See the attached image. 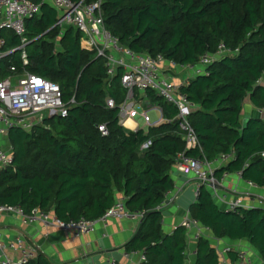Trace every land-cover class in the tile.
Segmentation results:
<instances>
[{
    "label": "trees",
    "instance_id": "trees-1",
    "mask_svg": "<svg viewBox=\"0 0 264 264\" xmlns=\"http://www.w3.org/2000/svg\"><path fill=\"white\" fill-rule=\"evenodd\" d=\"M102 10L105 26L123 46L178 64H196L225 45L227 52L208 66V73L181 86L196 105L188 119L200 146L186 147L178 108L150 89L137 90V97L158 103L164 120L135 130L124 127L119 118L128 93L124 70L110 76L104 59L83 47V33L74 25H58L59 10L45 2L26 22L29 64L22 65L18 53L2 58L0 79L12 74V60L19 72L58 83L68 115L47 117L31 130H9L4 138L12 161L0 166V206H18L25 213L39 208L63 221L97 220L122 197L130 212L143 213L123 245L125 252H142L145 264H189L186 226L165 232V211L159 209L176 185L177 154L208 161L232 154L216 167V176L241 171L244 180L264 187V119L243 118L247 99L264 108V0H102ZM1 35L6 48L20 44L12 33ZM109 98L115 107L108 106ZM189 213L216 238L249 240L264 259L263 207L226 210L202 184ZM194 251L191 264L221 262L207 234L198 237ZM228 257L236 262L237 251H229ZM25 264L55 263L38 250Z\"/></svg>",
    "mask_w": 264,
    "mask_h": 264
},
{
    "label": "built area",
    "instance_id": "built-area-1",
    "mask_svg": "<svg viewBox=\"0 0 264 264\" xmlns=\"http://www.w3.org/2000/svg\"><path fill=\"white\" fill-rule=\"evenodd\" d=\"M44 1L42 0L41 2L43 3ZM50 1L60 12L57 24L62 27L67 24L76 26L83 33V47L94 50L99 57L104 59L107 73L110 76L117 74L119 68L124 70L122 83L128 93L125 101L119 106L120 123L124 127H126V121L129 119H133L139 125L140 122L136 119L137 117H141L144 120L146 127L157 125L162 121L160 117L154 118L151 111L146 110L142 97H137V90L143 93L150 89L166 102L174 104L178 108L177 119L179 120L183 138L186 141V147L190 149L200 146L199 139L188 119L196 105L181 91V86L186 83L176 84L172 78L167 76V72L172 68L188 70L192 73L191 78L208 73V66L227 52L223 43L219 46L216 53H207L201 56L196 64H178L162 55L154 57L148 53L136 52L123 46L119 37L111 33L105 26L102 0L92 3H84L83 1L74 3L72 0ZM40 11L41 3L34 0H0V60L6 56L18 53L22 65L29 64L26 50L29 44V39L26 36V22L28 19L38 15ZM2 31L17 36L20 39V44L6 48L7 40L6 37L1 35ZM10 70L12 74L9 77L0 79L1 137H6L9 130L14 127L31 130L47 117H65L68 115V107L64 102L63 92L58 83L26 70L19 72L17 65L12 60ZM107 103L109 107L116 106L113 98H109ZM261 111L264 112V108ZM100 129L104 134H107V129L104 125L100 126ZM149 144L150 142L145 143L142 147H147ZM232 156V154H223L216 161H208L181 152L175 157V169L183 175L193 176L196 180L195 196L199 194V187L202 184L211 188L215 194V189L221 184L225 176L229 174L225 173L222 178H219L215 174V169L226 163ZM11 161V147L5 148L0 145V166H5ZM217 163L218 165H216ZM236 174L242 177L241 171ZM247 182L249 185L257 187L253 182ZM248 193L251 192L238 193L233 199L224 201L226 204L225 209L237 211L241 207L264 208V194L250 196ZM176 198L177 194L170 191L160 204L159 209L165 211ZM2 214L18 215L26 224L40 221L47 229L71 230L77 236L93 233L97 230L99 223L107 225L111 219L134 218L140 220L143 215L141 212H130L126 208L123 199H119L113 207L108 209L97 220L80 218L79 220L70 219L63 221L49 211L35 208L31 213H25L20 207L10 205L0 206V216ZM182 224L186 226L188 234L193 233L196 240L199 236L210 231L198 223L197 220L192 219L190 213ZM233 249L235 248L232 246L218 248L221 255L220 264H254L249 253L242 249H235L238 258L236 262L232 263L228 257V252ZM6 250H10L12 253L17 251L19 257L14 258L8 255L5 252ZM37 252L38 250L33 246L27 245L21 236H17L8 242H4L0 237V264H25L35 257ZM124 255L125 257L139 255L136 264H145L146 256L143 253L139 254V252L135 251L130 254L124 252ZM109 264H118V262L112 259Z\"/></svg>",
    "mask_w": 264,
    "mask_h": 264
},
{
    "label": "crops",
    "instance_id": "crops-1",
    "mask_svg": "<svg viewBox=\"0 0 264 264\" xmlns=\"http://www.w3.org/2000/svg\"><path fill=\"white\" fill-rule=\"evenodd\" d=\"M45 2L52 4L50 0H45L43 3ZM167 76L172 78L176 84L181 85L187 83L192 77V73L188 70L172 68L167 72ZM142 100L144 101V107L146 110L151 111L154 118L160 117L162 121L164 120L161 106L158 103L153 104L147 97H143ZM251 116H259L264 119V112L248 100L247 103L246 101L244 103L243 118L246 120ZM131 120L135 123V127H128V121H126V128L135 130L139 127H146V125H138L136 121ZM4 144H7L5 138L0 137V145L3 146ZM173 176L175 177L176 185L172 193L177 194V198L165 209L163 218V228L168 233L172 232L176 226L182 224L189 214L191 204L196 200L195 189L197 182L193 176L183 175L175 168ZM215 191V199L225 209L226 204L224 201L233 199L238 193L251 192L248 195L257 196L264 194V187H253L239 175L230 173L225 176ZM120 198L122 199V197ZM139 222V219L134 218L111 219L107 225L99 223L95 232L77 236L71 230L47 229L40 221L26 224L20 216L6 214L0 216V237L4 242H8L17 236H21L27 245L45 253L55 264H109L112 259H115L118 264H136L139 255L125 257L123 245L133 237ZM206 234L210 236L212 244L217 248L232 246L235 249L245 250L253 259L254 264H264L262 255L249 240L219 239L212 235L211 232ZM188 240L190 244L189 259H194V249L197 240L193 233L189 234ZM5 252L14 258L19 257L17 251L12 253V251L6 250Z\"/></svg>",
    "mask_w": 264,
    "mask_h": 264
},
{
    "label": "rangeland",
    "instance_id": "rangeland-1",
    "mask_svg": "<svg viewBox=\"0 0 264 264\" xmlns=\"http://www.w3.org/2000/svg\"><path fill=\"white\" fill-rule=\"evenodd\" d=\"M248 102V99L246 100V103ZM137 120H139V122H140V124L142 125V126H145V122H144V120L141 118V117H137L136 118ZM134 123V122H133ZM134 126H135V124H134ZM3 146H5V148H7L8 147V145L7 144H4ZM2 215H6V214H2ZM9 215V214H8ZM44 225V224H43ZM222 245V244H221ZM223 245H224V243H223ZM189 263L191 264L192 263V259H190L189 260Z\"/></svg>",
    "mask_w": 264,
    "mask_h": 264
},
{
    "label": "bare ground",
    "instance_id": "bare-ground-1",
    "mask_svg": "<svg viewBox=\"0 0 264 264\" xmlns=\"http://www.w3.org/2000/svg\"><path fill=\"white\" fill-rule=\"evenodd\" d=\"M134 124H135V123H134ZM134 124H133V122H132L131 119H129L128 122H127L128 127H133ZM134 127H135V126H134Z\"/></svg>",
    "mask_w": 264,
    "mask_h": 264
}]
</instances>
